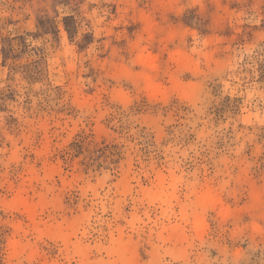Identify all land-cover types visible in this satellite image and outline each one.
Instances as JSON below:
<instances>
[{
  "label": "rangeland",
  "instance_id": "obj_1",
  "mask_svg": "<svg viewBox=\"0 0 264 264\" xmlns=\"http://www.w3.org/2000/svg\"><path fill=\"white\" fill-rule=\"evenodd\" d=\"M0 264H264V0H0Z\"/></svg>",
  "mask_w": 264,
  "mask_h": 264
},
{
  "label": "bare ground",
  "instance_id": "obj_2",
  "mask_svg": "<svg viewBox=\"0 0 264 264\" xmlns=\"http://www.w3.org/2000/svg\"><path fill=\"white\" fill-rule=\"evenodd\" d=\"M204 198H205L206 202L210 205H213V206L219 205V199L212 192L204 193ZM33 210L34 209L31 206H27V208H26V212L29 215H31L33 213ZM200 220H201V215L199 213H195L194 214V223H196V225H197V224H199ZM13 247H14V251H16L18 246L16 244H14Z\"/></svg>",
  "mask_w": 264,
  "mask_h": 264
}]
</instances>
